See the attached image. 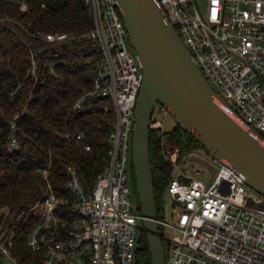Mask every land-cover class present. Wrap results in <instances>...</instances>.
<instances>
[{"label":"built area","instance_id":"built-area-1","mask_svg":"<svg viewBox=\"0 0 264 264\" xmlns=\"http://www.w3.org/2000/svg\"><path fill=\"white\" fill-rule=\"evenodd\" d=\"M86 2L94 17L91 30L49 32L45 38L89 39L100 51L93 89L78 98L73 110H108L107 103L86 105L88 96L113 102L116 117L110 149L92 187H87L77 166L67 167V187L79 217L68 231L56 215L62 199L49 179L51 164L38 169L47 185L33 207L39 219L27 245L42 252L40 264H136L144 215L132 196L131 169L143 65L134 52L119 0ZM159 2L196 64L227 101V111L244 127H254L264 143V0H208L206 7L198 0ZM30 73L37 76L35 62ZM157 110L165 117L170 110L156 103L151 127L163 129ZM18 116L12 121L13 131ZM64 138L92 149L84 131L67 132ZM10 144H17L14 134ZM167 157L178 173L167 190L177 204L174 222L158 216L160 229L174 232L169 238L164 234L165 264H264V194L252 192L244 174L227 160L213 157L219 166L216 171L209 163L197 168L199 160L188 157L191 171H187L178 162V148ZM16 237L15 230L0 229V264H25L17 254Z\"/></svg>","mask_w":264,"mask_h":264},{"label":"trees","instance_id":"trees-1","mask_svg":"<svg viewBox=\"0 0 264 264\" xmlns=\"http://www.w3.org/2000/svg\"><path fill=\"white\" fill-rule=\"evenodd\" d=\"M27 8L22 7V3ZM94 27L86 0H0V229L17 232V254L25 264L42 262L27 240L38 222L34 205L44 195L47 180L38 170L50 165L49 179L62 199L56 215L70 230L79 219L74 212V195L67 187V167L80 169L87 187H92L104 169L110 149L109 136L116 117L113 102L88 96L86 105L108 103V110H73L75 102L93 89L99 70L100 51L89 39L49 41V32L83 33ZM36 64L37 76L30 73ZM18 114L17 129L11 124ZM84 131L86 150L67 132ZM17 137L13 147L12 135ZM179 149L178 162L198 148L200 142L176 124L170 130L151 129L150 153L158 204L164 208L167 190L176 176L167 148ZM132 195L139 205L134 166L131 169ZM164 245V230L161 228ZM61 240H65L60 238ZM0 253V260H1ZM136 264H153L152 252L142 230L136 250Z\"/></svg>","mask_w":264,"mask_h":264},{"label":"water","instance_id":"water-1","mask_svg":"<svg viewBox=\"0 0 264 264\" xmlns=\"http://www.w3.org/2000/svg\"><path fill=\"white\" fill-rule=\"evenodd\" d=\"M129 38L143 65L133 166L143 231L153 264L166 263V247L158 223V204L150 153L156 103L166 105L178 124L214 158L227 160L247 183L264 194V143L254 127H244L227 111L228 103L208 81L159 0H119Z\"/></svg>","mask_w":264,"mask_h":264},{"label":"rangeland","instance_id":"rangeland-1","mask_svg":"<svg viewBox=\"0 0 264 264\" xmlns=\"http://www.w3.org/2000/svg\"><path fill=\"white\" fill-rule=\"evenodd\" d=\"M198 2L200 3V5L202 7H206L208 0H198ZM134 52L136 53L135 49H134ZM155 116L158 117L159 119H161L164 122V127H163L164 130H170L174 126H176V124H177L175 116L171 113V111H169L168 115L165 117L164 115L160 114L158 112V110H157L155 112ZM15 146L16 145H14L13 147H15ZM174 150L171 149V146L169 145V147L167 148V155L170 156L172 151H174ZM188 157L190 159L199 160V162L198 161L195 162V166L197 168H204V167H206V163H209L214 170H216V171L219 170V166L217 164H215L214 161H213V156L206 149H204V147L194 150L192 153H190L185 158V160L182 163H180V167L185 168L187 171H191V167L189 166V163L187 161ZM177 173H178V171L176 170V175H177ZM204 178L205 179L209 178V175L205 174ZM249 189L252 192L258 193V191H256L252 187H249ZM175 206H177V204H175L173 202L172 197L170 195H167L166 199H165V203H164V208L162 209V212H161V216H163L166 221L174 222L173 212H174V207ZM164 233H165V237L169 238V237H171L172 233H174V232L167 229V230H165Z\"/></svg>","mask_w":264,"mask_h":264}]
</instances>
